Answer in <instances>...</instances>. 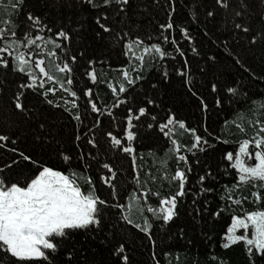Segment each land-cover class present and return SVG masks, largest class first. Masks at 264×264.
Here are the masks:
<instances>
[{
	"label": "snow or ice",
	"instance_id": "snow-or-ice-1",
	"mask_svg": "<svg viewBox=\"0 0 264 264\" xmlns=\"http://www.w3.org/2000/svg\"><path fill=\"white\" fill-rule=\"evenodd\" d=\"M257 52L264 0H0V264H132L138 239L152 264H180L156 233L192 245L171 231L182 210L198 225L229 213L219 247L264 264V93L216 71L262 80ZM226 105L250 118L212 127ZM78 236L102 238L107 258Z\"/></svg>",
	"mask_w": 264,
	"mask_h": 264
},
{
	"label": "trees",
	"instance_id": "trees-1",
	"mask_svg": "<svg viewBox=\"0 0 264 264\" xmlns=\"http://www.w3.org/2000/svg\"><path fill=\"white\" fill-rule=\"evenodd\" d=\"M215 51L210 44L205 42L204 51ZM248 63L251 65L253 71L259 77L264 74V61L260 58V53L257 52L255 55L250 54ZM217 72H231L232 76L239 80L241 84L245 85L248 88L250 93H264V79L256 81L249 80L247 74L242 71H238L237 68L232 67L230 64L227 69L221 67L216 70ZM227 78V77H226ZM208 79H212L211 74ZM105 90L101 89V94L104 95ZM175 98H176V108L178 114L181 117H188L190 124L193 126L196 125V121L199 118V111L196 108V101L194 99L190 100L187 95L183 94V90L180 89L179 84L177 83L174 86ZM209 102H211L212 97H208ZM226 110L222 112L219 116L215 113H212L210 116L209 123L212 127H216L224 118L232 117L236 118L238 121L241 119L250 118L246 110L245 105H240L242 109L238 114H233V110L225 106ZM255 111V109H253ZM188 139V138H186ZM224 183H231L230 177H222L220 184L217 186V191L219 192L220 188ZM218 196L213 198V204L211 210H215L219 206ZM251 209L252 205H247ZM230 222V214L223 213L221 217L216 220L209 219L208 223L201 222V224H195L191 218L186 215L183 210L180 219L175 225L172 226L171 231L176 232L177 228L183 226L187 230V236L193 241L192 245H187V241L183 239H178L176 237L168 238L166 233L157 232V251L159 253L160 249L165 251H171L174 256L179 254L181 257L180 264H194V262H199V264H209L212 255L222 256L225 260V264H246V257L244 255L243 249L241 246H234L231 249L223 250L219 247L218 241L220 234L227 227V224ZM207 231L209 235H212L214 240L217 242L214 250L210 248L206 243L203 242L202 233ZM102 238H97L92 240L91 237L78 236V245L85 255L91 257L93 253L97 254V259L101 257L107 258V244H101ZM151 245L146 239H138L136 241L135 250L132 252V264H152L150 259ZM161 264H167V261L163 256H160ZM171 264H176V261L173 257Z\"/></svg>",
	"mask_w": 264,
	"mask_h": 264
}]
</instances>
